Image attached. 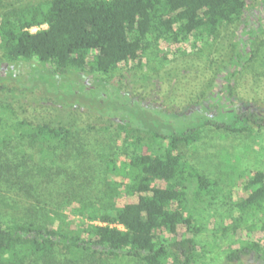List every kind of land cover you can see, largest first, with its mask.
I'll return each mask as SVG.
<instances>
[{
    "label": "trees",
    "instance_id": "1",
    "mask_svg": "<svg viewBox=\"0 0 264 264\" xmlns=\"http://www.w3.org/2000/svg\"><path fill=\"white\" fill-rule=\"evenodd\" d=\"M252 1L257 3L0 0V107L12 111V119L0 116V125L9 126L4 130L6 136L0 138V158L11 163L0 171L15 176L26 192L34 189L38 176L47 180L51 176L53 179L40 188L45 191L54 181L50 171L54 161L83 162L91 156L86 145L91 143L88 134L92 132L85 130L82 145L77 135H72L71 123L24 115L19 97L40 91L44 102L83 109L116 122L124 136L121 155L125 159L120 164L118 159L109 161L106 174L116 171L123 183L121 191L134 198L115 208L114 214L102 204L81 200L72 211L77 218L56 210L49 223L37 217L0 223V264H118L125 258L142 264H198L203 256L199 236L205 229L201 213L214 204L221 188L216 179L201 173L188 155L207 125L227 134L264 131V116L236 107L234 100L236 79L254 65L252 46L264 31V15L258 23L246 17ZM258 2L261 6L264 1ZM237 22L240 37L235 33L210 97L216 102L215 114L198 109L173 113L170 115L178 125L171 124L163 121L161 107L131 99L105 77L94 78L95 73L110 76L130 63L140 67L143 55L162 44L192 39L197 44L214 38L219 27ZM35 27L39 30L32 32ZM23 73L25 81L21 82ZM7 79L19 83L18 87L4 83ZM97 86L106 93L96 92ZM143 134L153 142H147ZM78 146H86L80 158ZM14 157L19 162L10 159ZM238 177L241 197L234 202L237 216L223 227V235L235 236L242 228L245 236L258 231L261 237L241 241L240 247L226 253V260L233 263L254 256L264 264V170ZM63 199L70 203L68 197Z\"/></svg>",
    "mask_w": 264,
    "mask_h": 264
},
{
    "label": "rangeland",
    "instance_id": "2",
    "mask_svg": "<svg viewBox=\"0 0 264 264\" xmlns=\"http://www.w3.org/2000/svg\"><path fill=\"white\" fill-rule=\"evenodd\" d=\"M258 3V0L257 3L252 1L254 9L252 8L246 16L248 20L256 23L264 15V2L261 6ZM41 28L45 29L47 26ZM240 28L238 22L225 24L219 27L214 38L204 39L197 44H193V39L182 44H162L161 47L143 55L140 67H134V64L130 63L127 67L117 68L110 76L95 73L94 78L105 77L119 86L131 99L141 101L147 106L161 107L164 111L163 121H169L171 124L178 125L170 115L173 113H188L200 107H207L216 113V102H211L210 97L218 82V67L225 54L231 51L230 43L234 40L235 33L239 35ZM38 30L39 28H35L31 31ZM252 47L256 53L254 65L238 75L234 84V100L237 107L241 105L247 111L264 116V31L258 33ZM24 74L20 76L21 82L25 81ZM89 79L90 77L87 80ZM8 82L9 85L18 87L19 83L16 81H4ZM95 90L98 93H106L102 87L97 86ZM43 97L45 96L40 91L24 92L19 97L25 109L24 115L50 122L59 120L71 123V131L74 133L72 135H77L79 143L82 142L85 130L92 132L88 134L91 143L86 145L91 150V156L83 162L54 161L50 166L54 181L50 182L47 190L40 188L53 178L50 176L47 180L41 175L42 177L34 179V189L29 192L21 189L15 176L10 177L6 172H1L7 170L3 165L10 167L11 163H5L8 159L0 158V223L29 218L34 220L36 217L49 223L54 215L51 213L56 210L77 218L72 215V211L79 207L81 200L102 204L111 214H114L115 208L133 202V197L121 191V176L116 171H109L108 176L106 174L109 161L118 159L120 164V161L125 159V155H121L124 150V136H121L116 122L83 109H65L52 105L44 102ZM4 114L11 118L12 111L0 107V116ZM16 116L18 117V113ZM8 128L4 122L0 125V138L6 136L4 130ZM148 136L143 134L146 141L152 143L153 139ZM86 146H82L83 149L78 146L76 154L79 158L83 152L86 153ZM50 151L47 150L48 153ZM116 154L119 156L115 158ZM10 159L19 162L15 157ZM188 159L201 173L216 179L221 188L214 204L201 213L205 229L199 236L203 256L198 264H263L254 256L243 257L233 263L227 262L225 255L230 249L240 247L241 241L260 238L261 233L256 231L255 234L245 236L244 229L241 228L235 236L230 234L224 237L223 227L230 225L237 216L234 202L241 197L239 174L264 170V131L256 129L251 134H227L207 125L202 130L201 140L195 143ZM40 164L44 167L43 163H38V166ZM110 183L114 186L109 188ZM63 197H68L70 203L65 204ZM118 264L142 263L137 259L125 258Z\"/></svg>",
    "mask_w": 264,
    "mask_h": 264
},
{
    "label": "flooded vegetation",
    "instance_id": "3",
    "mask_svg": "<svg viewBox=\"0 0 264 264\" xmlns=\"http://www.w3.org/2000/svg\"><path fill=\"white\" fill-rule=\"evenodd\" d=\"M212 102V101H211ZM237 103V102H236ZM239 104V103H238ZM56 106H58V105H56ZM204 106H206V105H204ZM238 105L236 104V107H237ZM60 107V106H59ZM159 107V106H158ZM239 108H241V109H244L241 105H240V107ZM196 109H198V110H200V111H205L206 113H208L209 115L210 114H215V113H213L212 111H211V109L209 110V109H207V107H200V108H196ZM194 110V109H193ZM245 110V109H244ZM191 112V111H190Z\"/></svg>",
    "mask_w": 264,
    "mask_h": 264
},
{
    "label": "built area",
    "instance_id": "4",
    "mask_svg": "<svg viewBox=\"0 0 264 264\" xmlns=\"http://www.w3.org/2000/svg\"><path fill=\"white\" fill-rule=\"evenodd\" d=\"M35 28L38 29L37 27H35ZM35 28H32V29H35ZM32 29H31V30H32Z\"/></svg>",
    "mask_w": 264,
    "mask_h": 264
}]
</instances>
